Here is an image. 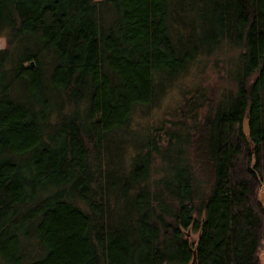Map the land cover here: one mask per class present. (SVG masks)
Instances as JSON below:
<instances>
[{"label": "trees", "instance_id": "16d2710c", "mask_svg": "<svg viewBox=\"0 0 264 264\" xmlns=\"http://www.w3.org/2000/svg\"><path fill=\"white\" fill-rule=\"evenodd\" d=\"M1 33L0 264H261L264 0H0ZM228 49L221 91L184 90L189 157L164 177L176 130L126 126Z\"/></svg>", "mask_w": 264, "mask_h": 264}, {"label": "rangeland", "instance_id": "374dc122", "mask_svg": "<svg viewBox=\"0 0 264 264\" xmlns=\"http://www.w3.org/2000/svg\"><path fill=\"white\" fill-rule=\"evenodd\" d=\"M193 40H196L195 36ZM7 44V36L1 33L0 47L6 46ZM219 50L222 51L221 48H219ZM220 51L201 55L186 72L181 74L179 80L176 79L170 85H167L163 92L158 93L155 102L147 105V107L137 108L131 117L128 126H126L129 129V134H132L131 136H126L129 140L127 142L137 143L138 141L143 145H145V139L154 134L157 136L159 143L162 144L166 141V129L169 127L170 130H176L177 136H175L168 145L166 144L161 147L159 159H157L158 161L155 160L157 165L161 167V174H164V177H170L175 169L179 168V166L184 163L183 157H187V160L189 157L188 147L185 141L188 132L180 126H175L173 124L175 118L180 116L179 109L177 108L182 100V94L185 92L184 90L187 87H192L198 83L204 87L208 93L213 90L216 92L221 91L227 83L225 72L227 63L225 61V56L230 69L238 60L237 53L234 49L225 50V53ZM79 109L82 111L80 106ZM196 114L198 116L201 115L200 109H198ZM112 136L114 142L119 141L115 138L120 136L118 131ZM111 150H113V148ZM131 153L132 150H130V154ZM189 162L192 164V161ZM193 175L196 180V182L193 181L194 189L197 190L198 193H205L209 188L206 186V183L208 182L207 177L204 173L199 171H195ZM197 182L199 185H197ZM263 186L264 176L260 188ZM258 195H260V192ZM261 200L264 203V197H262ZM189 234L193 239H196L197 231L189 229ZM258 255L260 263L264 264V235L262 237V244L258 250ZM185 264H189V262Z\"/></svg>", "mask_w": 264, "mask_h": 264}, {"label": "water", "instance_id": "95a60500", "mask_svg": "<svg viewBox=\"0 0 264 264\" xmlns=\"http://www.w3.org/2000/svg\"><path fill=\"white\" fill-rule=\"evenodd\" d=\"M249 116L247 113L244 114L243 119H242V126H243V131L246 133V136L249 140V142L252 144L253 141L251 140L250 136H249ZM187 233H189V228L186 230ZM196 262V256L195 253H193L192 259L190 261V264H195Z\"/></svg>", "mask_w": 264, "mask_h": 264}]
</instances>
